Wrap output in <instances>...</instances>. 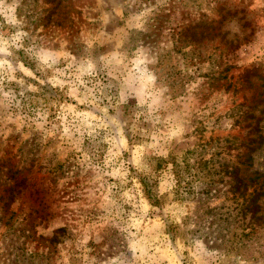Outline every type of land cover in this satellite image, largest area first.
I'll use <instances>...</instances> for the list:
<instances>
[{"label":"rangeland","instance_id":"obj_1","mask_svg":"<svg viewBox=\"0 0 264 264\" xmlns=\"http://www.w3.org/2000/svg\"><path fill=\"white\" fill-rule=\"evenodd\" d=\"M257 172L264 0H0V264H264Z\"/></svg>","mask_w":264,"mask_h":264},{"label":"trees","instance_id":"obj_2","mask_svg":"<svg viewBox=\"0 0 264 264\" xmlns=\"http://www.w3.org/2000/svg\"><path fill=\"white\" fill-rule=\"evenodd\" d=\"M261 177L264 179V175L257 172L255 174V177H250V181L252 182V184H254V183H255V185L259 184L258 180ZM142 182H143V185L145 186V192L147 193L149 199L151 201L155 200L153 202H156L158 199H157L154 191H152V186L148 182H146L145 179H143ZM238 182H237V185L234 186L237 191L241 188V185H242L241 180H238ZM244 185L247 186L246 184H244ZM257 186L258 185L255 186V188L253 189V192H251V193H247L244 191L242 193H240V196L243 197V200L245 202H247V204L244 202L245 206H246L244 210L247 212L248 211L252 212V214H256L257 212L261 211V204L259 202H260L261 198L264 196V189L261 190L260 192H258ZM261 186L264 188V183L261 182L259 187H261ZM260 218H262V217H260ZM62 230H64V229L62 228Z\"/></svg>","mask_w":264,"mask_h":264}]
</instances>
